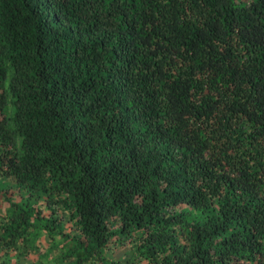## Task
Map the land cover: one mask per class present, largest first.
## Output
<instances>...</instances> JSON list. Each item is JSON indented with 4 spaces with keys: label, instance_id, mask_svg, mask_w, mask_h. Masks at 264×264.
Returning <instances> with one entry per match:
<instances>
[{
    "label": "trees",
    "instance_id": "trees-1",
    "mask_svg": "<svg viewBox=\"0 0 264 264\" xmlns=\"http://www.w3.org/2000/svg\"><path fill=\"white\" fill-rule=\"evenodd\" d=\"M0 141L77 230L8 200L2 246L264 264V0H0Z\"/></svg>",
    "mask_w": 264,
    "mask_h": 264
},
{
    "label": "rangeland",
    "instance_id": "rangeland-1",
    "mask_svg": "<svg viewBox=\"0 0 264 264\" xmlns=\"http://www.w3.org/2000/svg\"><path fill=\"white\" fill-rule=\"evenodd\" d=\"M1 147L0 141V150ZM55 198L54 195H48L47 191L39 188L31 189L29 192L25 191L13 179L4 177L0 173V221L5 216L6 207H9L6 203L8 200L20 203L23 207L27 205L37 206L43 210L45 216L50 214L48 206H51L55 209V215L59 218L61 230L70 234H77V230L68 215L61 212L57 205L53 203ZM16 244L19 249L0 245V264L1 262L6 264H68V258L63 255L62 241L56 233L41 230L32 248L26 251L25 246L20 245V243ZM104 254L110 261L122 262L130 256L129 245L127 242L110 244L105 249ZM138 264H145V262L140 261Z\"/></svg>",
    "mask_w": 264,
    "mask_h": 264
}]
</instances>
